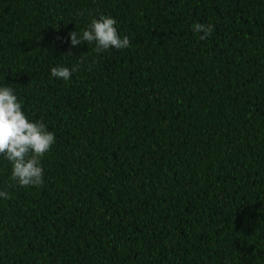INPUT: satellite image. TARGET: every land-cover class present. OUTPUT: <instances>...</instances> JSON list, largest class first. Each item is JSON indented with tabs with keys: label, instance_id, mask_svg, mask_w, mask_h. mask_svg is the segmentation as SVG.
<instances>
[{
	"label": "trees",
	"instance_id": "1",
	"mask_svg": "<svg viewBox=\"0 0 264 264\" xmlns=\"http://www.w3.org/2000/svg\"><path fill=\"white\" fill-rule=\"evenodd\" d=\"M100 15L130 45L70 48ZM0 84L56 136L0 264H264V0H0Z\"/></svg>",
	"mask_w": 264,
	"mask_h": 264
},
{
	"label": "clouds",
	"instance_id": "2",
	"mask_svg": "<svg viewBox=\"0 0 264 264\" xmlns=\"http://www.w3.org/2000/svg\"><path fill=\"white\" fill-rule=\"evenodd\" d=\"M116 25L117 21L111 16L92 17L82 31L68 32L70 48L93 44L98 54L113 48H127L130 40L120 35ZM192 31L197 35L202 33L199 38L205 40L211 36L213 26L194 23ZM76 70L75 66H53L50 76L67 82ZM55 142L56 136L48 130L46 122L29 119L16 90L9 84H0V159L11 164L12 178L19 186H39L44 182L42 158ZM0 198L7 199L8 194L0 191Z\"/></svg>",
	"mask_w": 264,
	"mask_h": 264
}]
</instances>
